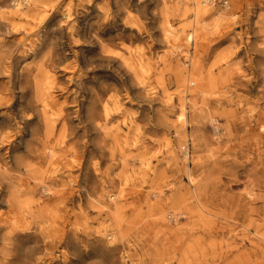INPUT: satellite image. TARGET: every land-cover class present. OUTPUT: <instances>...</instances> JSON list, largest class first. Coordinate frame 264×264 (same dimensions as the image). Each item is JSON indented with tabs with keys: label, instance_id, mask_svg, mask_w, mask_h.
<instances>
[{
	"label": "rangeland",
	"instance_id": "obj_1",
	"mask_svg": "<svg viewBox=\"0 0 264 264\" xmlns=\"http://www.w3.org/2000/svg\"><path fill=\"white\" fill-rule=\"evenodd\" d=\"M18 1L0 0V260L264 264V0Z\"/></svg>",
	"mask_w": 264,
	"mask_h": 264
},
{
	"label": "bare ground",
	"instance_id": "obj_2",
	"mask_svg": "<svg viewBox=\"0 0 264 264\" xmlns=\"http://www.w3.org/2000/svg\"><path fill=\"white\" fill-rule=\"evenodd\" d=\"M30 1V0H27ZM205 2V1H203ZM13 6H15V8L18 6V8L16 9H20L22 7V4L18 1V0H13ZM203 7L201 6V4L199 2L196 3V13H200L202 11ZM0 25H2L3 27L9 26V23L5 22L3 19H0ZM2 42H0V51H1V47H3L1 45ZM40 48L44 47V43H41L39 46ZM39 51H41V49H38ZM26 51H28L29 53H33L36 54V50L35 49H26ZM38 54V53H37ZM2 69H0V75L3 74L1 73ZM40 73L41 70L40 69H30V71L28 72V76L27 78L29 79V82L32 83V90L33 93L35 94V98L37 101H43V96H45V89H50L47 86H44V84L42 83V80L40 79ZM49 92H46V94H48ZM50 95V94H49ZM2 100H8V97L2 98ZM15 109H17V106L15 105L14 107ZM43 109H44V105H43ZM43 111V110H42ZM43 117L46 116V113L44 114V112L42 113ZM179 117L181 119H183L185 117V109L182 107V109L179 112ZM189 153L187 150H185V155L187 156ZM18 205H21V203L17 202ZM34 250L30 247L27 248L26 253L27 254H31L33 253ZM0 264H19V261L17 259L11 258L10 255L7 256L5 255L1 260H0Z\"/></svg>",
	"mask_w": 264,
	"mask_h": 264
},
{
	"label": "clouds",
	"instance_id": "obj_3",
	"mask_svg": "<svg viewBox=\"0 0 264 264\" xmlns=\"http://www.w3.org/2000/svg\"><path fill=\"white\" fill-rule=\"evenodd\" d=\"M261 46L264 47V45H261ZM261 78L264 79V76H262ZM260 90H261L262 92H264V85H261ZM40 259H42V258H41V257H37V258H36L37 264H38V262H39ZM18 260H19V264H23V260H24L23 249H22V254H21V256L18 258Z\"/></svg>",
	"mask_w": 264,
	"mask_h": 264
}]
</instances>
